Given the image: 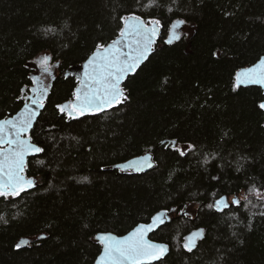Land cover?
<instances>
[{
    "label": "trees",
    "instance_id": "trees-1",
    "mask_svg": "<svg viewBox=\"0 0 264 264\" xmlns=\"http://www.w3.org/2000/svg\"><path fill=\"white\" fill-rule=\"evenodd\" d=\"M132 14L159 20L161 35L124 83L126 102L70 117L78 80L66 71ZM178 21L193 29L175 39ZM42 54L55 73L30 135L44 151L26 167L35 186L0 197V264H97L98 236H125L170 211L148 235L168 248L151 264H264V199L250 192L264 191V90H234L239 69L264 55V0H0V119L33 93ZM170 140L188 144L185 155ZM148 152L151 169L114 168ZM236 195L239 206L209 207ZM189 203L194 216L183 212Z\"/></svg>",
    "mask_w": 264,
    "mask_h": 264
},
{
    "label": "snow or ice",
    "instance_id": "snow-or-ice-1",
    "mask_svg": "<svg viewBox=\"0 0 264 264\" xmlns=\"http://www.w3.org/2000/svg\"><path fill=\"white\" fill-rule=\"evenodd\" d=\"M124 27L119 35L122 38L113 41L109 47L98 45L99 51L94 60L89 61L92 65L91 73H86V77L91 80V85H86L81 94L76 95V103L70 105L72 111L68 113L74 117L76 112L83 116L90 111H103L106 107H112L124 103L127 100L124 89L121 87L122 81L130 74L134 73L140 64L148 58L153 38L156 36V29L159 20L152 21V26L145 24L140 16L132 14L121 17ZM131 21V22H129ZM173 38L179 39V35L173 33ZM172 40H169L171 43ZM49 57L45 56L41 61L47 65ZM39 83V78H35ZM264 86V59L258 65L238 72L235 76L234 90L242 85ZM45 89H39L38 95L32 98V104L38 108H43V93ZM259 108L264 109V102L259 104ZM63 112L64 108H60ZM39 115L36 108L25 106L23 113L18 119L4 120L0 123V144H7V149H0V197H15L22 192L35 186V181L27 179L24 175L26 157L42 153L44 149L32 143L31 132L35 117ZM12 132H7V128ZM175 147V145H173ZM180 155H185V151L178 149ZM150 158H145L135 165L137 170L147 163ZM148 167L152 165L147 163ZM250 192L264 199V193L252 188ZM247 199V196L244 197ZM240 199L221 197L214 205L217 211H223L230 205L239 206ZM167 218L166 213H158L153 217V223L149 225H138L128 236L117 238L112 234H102L97 237L102 241L104 252L98 258V264H151L152 261L161 260L168 252L166 245L153 243L147 238V234L154 230L153 225L159 226ZM6 223V221H5ZM201 232L203 230H200ZM202 238V237H201ZM27 244L28 242L25 241ZM20 245H17L19 248ZM195 244L185 243L184 248L191 252Z\"/></svg>",
    "mask_w": 264,
    "mask_h": 264
},
{
    "label": "water",
    "instance_id": "water-1",
    "mask_svg": "<svg viewBox=\"0 0 264 264\" xmlns=\"http://www.w3.org/2000/svg\"><path fill=\"white\" fill-rule=\"evenodd\" d=\"M141 20H142L145 24H148L149 27L152 26V22H147V21H146L145 19H143L142 17H141ZM129 22H131V21H129ZM123 27H124V23H123ZM123 27H122V28H123ZM156 32H157V34H156V36L153 38V43H152L151 50H150V52H149L148 58H147L146 60H144V61L140 64L139 68H140L144 63H146V62L149 60V58L151 57V55L154 53L155 46H156V44H157V42H158V40H159V38H160V35H161V27H160V24H159V26L157 27ZM121 39H122V38H121L120 35L118 34L113 40H111L109 43H107L106 45H104V47H109V46L112 45L113 41H118V40H121ZM99 51H102V49H101V48H97V49H95V50H94V51H93V52H92V53H91V54H90V55H89V56H88V57H87L82 63H79V64H77V65H74V66L70 67V68L66 71V73H65L66 75H68V74L71 73V74H73V75L77 78V80H78V85H77L76 90H75V96H74V98H73L72 101H70L69 103H67V106H68L69 104H70V105H73V104L76 103V95H77V92H78V91H80L81 94H82L83 91H84L85 88H86V85H91V80L88 79V78L86 77V73H91L92 65L89 64V61L94 60V58L96 57V55H97V53H98ZM261 59H264V55H263L260 59H258L255 63H253V64H251V65H249V66H245V67L239 69L238 72H240V71H242V70H245V69H248V68H252V67L255 66V65H258V64L260 63ZM139 68H137V69L135 70L134 73H136V72L139 70ZM238 72H237V73H238ZM134 73H130V74H129V75H128V76L122 81V83H121V87H122V88H123L124 83H125L126 80L128 79V77H129L130 75L134 74ZM35 78H39V83H37V82H36V79H35V89H34L33 93L31 94V96L25 101V103L23 104V106H22V107H21V108L15 113V114H13L12 116H9V117H7V118H2V119H0V123H2L4 120H14V119H18V118L20 117V115L23 113V111H24V109H25V106H29V107H32V108H36L37 112L39 113V115H37V116L35 117V120H34V123H33V128H34L36 122L38 121L39 117L41 116V113H42L44 107H43V108H38L36 105L32 104V98H34L36 95L39 94V93H38V90H39V89H45V88H46V92L43 93V96H44L43 104H44V102H45V100H46V98H47V95H48V88H47V86H45V81L42 79V77H40V76H36ZM242 86H244V85H242ZM247 86H260V85H253V84H250V85H247ZM247 86H244V87H247ZM260 87H262V89L264 90V86H260ZM123 89H124V88H123ZM124 91H125V90H124ZM125 95L128 96L126 91H125ZM125 102H126V101H125ZM120 104H122V103H120ZM120 104H118V105H113L112 107H106L103 111H90V112H86L84 115H90V114H93V113H101V112H105V111H108V110L113 109L114 107L119 106ZM71 111H72V109H69V112H71ZM79 116H81V115H79L78 112H76V113L74 114V117H79ZM33 128H32V129H33ZM6 131H7V132H12L13 130L9 127V128L6 129ZM30 134H31V132L28 133V135H30ZM32 143L36 144L35 142H33V140H32ZM36 145L39 146L38 144H36ZM39 147H40V146H39ZM7 148H8V145H7V144H0V149H7ZM39 154H40V153H39ZM39 154L29 155L28 157H26V164H25V169H24V175H25V177H26L27 179H31V180H34V181H35L34 178H32V177H28V176H27V174H26V167H27V165H28L29 158H30V157H34V156H37V155H39ZM146 157H147V158H150V160H148L147 163H150L152 166H151V167H148V166H147V163H145V164L140 168V170H137L136 167H135V165H137L138 162L144 160ZM153 166H154L153 156H152V154H151L150 152H148V153H145V154H142V155H138V156L132 157V158H130V159L127 160V161L120 162V163H118L115 167L121 169L122 171H136V172H140V171H144V170L151 169ZM32 188H33V187H32ZM30 189H31V188H30ZM152 223H153V221H152L150 224H152ZM160 224H161V223H160ZM145 225H149V224H145ZM157 227H158V226L153 225V228H154V229H156ZM132 231H133V230H132ZM132 231H131V232H132ZM131 232H130V233H131ZM151 232H152V231H151ZM130 233H128V234L125 235V236H128ZM149 233H150V232H149ZM149 233L147 234V238H148ZM125 236L117 237V238H123V237H125ZM148 239H149V238H148ZM149 240H150V239H149ZM152 242H153V241H152ZM153 243H157V242H153ZM157 244H159V243H157ZM103 252H104V250H103ZM102 254H103V253H102ZM155 261H156V260H155ZM152 262H154V261H152ZM97 264H98V263H97Z\"/></svg>",
    "mask_w": 264,
    "mask_h": 264
},
{
    "label": "rangeland",
    "instance_id": "rangeland-1",
    "mask_svg": "<svg viewBox=\"0 0 264 264\" xmlns=\"http://www.w3.org/2000/svg\"><path fill=\"white\" fill-rule=\"evenodd\" d=\"M193 29V26H189L187 24H185L184 22L178 21L174 24L173 27V32L175 34L178 35H182L185 32H189L190 30ZM48 55L47 54H42L41 56H39L36 60H34L32 62V67L35 70V76H40L42 77V79L45 81V86L48 87L49 82L51 80L52 75L55 73V67L50 65V59L48 60L47 65H43L41 63V61L44 59V57ZM169 144L171 146L175 145L176 148L184 150L185 152L188 150L189 145L185 144V143H180L176 140H170ZM174 147V146H173ZM261 193H264V191H260ZM228 197L229 199H232L231 196H225ZM236 198L239 199V196L236 195ZM162 213H166L167 218L165 220L170 219L175 213L174 211H170V212H162ZM184 213L188 216H194L196 213V206L194 204H188L187 207L184 210ZM164 220V221H165ZM202 236V232L201 231H196L194 233H192L189 238H191V242L196 244L197 240L199 239V237ZM40 236H33V237H27L23 240L20 241V244H26L25 241H27L28 243L36 240L37 238H39ZM189 238H188V242H189Z\"/></svg>",
    "mask_w": 264,
    "mask_h": 264
},
{
    "label": "flooded vegetation",
    "instance_id": "flooded-vegetation-1",
    "mask_svg": "<svg viewBox=\"0 0 264 264\" xmlns=\"http://www.w3.org/2000/svg\"><path fill=\"white\" fill-rule=\"evenodd\" d=\"M70 106V104L67 106L68 107V109H71V107H69ZM190 204V203H189ZM191 204H194V203H191ZM195 205V204H194ZM196 206V205H195ZM186 207H187V205H186ZM185 207V208H186ZM185 210V209H184ZM184 212V211H183Z\"/></svg>",
    "mask_w": 264,
    "mask_h": 264
},
{
    "label": "bare ground",
    "instance_id": "bare-ground-1",
    "mask_svg": "<svg viewBox=\"0 0 264 264\" xmlns=\"http://www.w3.org/2000/svg\"><path fill=\"white\" fill-rule=\"evenodd\" d=\"M116 165H117V164H116ZM116 165H115V166H116ZM114 168H116V167H114ZM234 198H236V197H234Z\"/></svg>",
    "mask_w": 264,
    "mask_h": 264
}]
</instances>
